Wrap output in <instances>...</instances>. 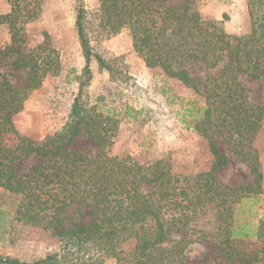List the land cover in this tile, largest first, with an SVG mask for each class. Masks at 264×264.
I'll return each mask as SVG.
<instances>
[{"label": "trees", "instance_id": "16d2710c", "mask_svg": "<svg viewBox=\"0 0 264 264\" xmlns=\"http://www.w3.org/2000/svg\"><path fill=\"white\" fill-rule=\"evenodd\" d=\"M5 1L10 11L0 15V26H7L10 43L0 48L7 60L0 66V242L20 224L56 237L61 248L35 261L0 256V264H190L185 251L196 235L232 264H264L263 177L253 146L264 107L248 100L239 81L245 76L264 86V0H247L244 35H228L222 22L202 19L201 3L226 0H98L93 12L78 6L84 66L77 94L65 125L40 142L20 136L13 120L45 78L59 72V55L47 35L26 47L25 27L39 16L42 0ZM88 30L97 37L126 30L147 68L190 93L180 98L165 82L158 87L178 122L207 140L208 170L176 175L166 159L144 166L129 155L108 154L118 114L103 108L104 97L90 98V64L118 86L127 88L132 79L118 58L108 61L94 50ZM14 72L24 76L19 85ZM82 136L95 154L75 147ZM219 140L246 165L250 186L218 182L230 163ZM175 230H185V239L167 245Z\"/></svg>", "mask_w": 264, "mask_h": 264}, {"label": "rangeland", "instance_id": "374dc122", "mask_svg": "<svg viewBox=\"0 0 264 264\" xmlns=\"http://www.w3.org/2000/svg\"><path fill=\"white\" fill-rule=\"evenodd\" d=\"M78 6L93 12L98 7V0H42L39 16L25 27L26 47H36L43 42L44 35H47L48 41L59 55L60 69L56 75L45 78L40 88L30 94L23 110L14 118V128L20 136L40 142L60 131L68 120L77 94L76 78L84 66L75 27ZM198 10L203 20L222 22L228 35H244L250 30L247 0L206 1L198 6ZM224 16L227 17L226 20ZM87 34L94 50L108 61L118 58L127 66L132 79L127 88L118 86L109 81L106 72L98 71L96 62L90 64L92 80L87 88L90 98L104 97L103 108L109 107L118 114V131L108 154L129 155L144 166L166 159L171 164L172 173L176 175L188 176L208 170L212 154L207 140L178 122L174 112L164 105L158 87L165 82L180 98H189L190 93L180 84L165 80L161 71L147 68L133 51L131 37L126 30L98 37L90 30ZM7 41L9 44L10 34L7 26L2 25L0 48ZM6 62L7 60L0 59V66ZM1 71L10 72L8 69ZM11 76L15 84L19 85L24 81L20 72H14ZM239 81L246 90L248 100L264 107V86L245 76H240ZM217 146L230 159L228 167L218 173V182L227 186H250L252 181L246 165L233 158L224 142L217 141ZM253 146L261 163V186L264 190V116ZM75 147L87 150L92 155L96 152L93 144L84 136L77 139ZM25 162L28 165L32 161ZM13 231L7 241L0 242L2 257L35 261L60 251L59 240L39 228L15 224ZM185 234V230L173 231L167 245L182 241ZM196 237L197 235L193 236V241L188 246L189 251H185L186 260L190 264H232L214 250L210 241H199ZM103 264L117 263L115 259H107Z\"/></svg>", "mask_w": 264, "mask_h": 264}, {"label": "crops", "instance_id": "0c3cea01", "mask_svg": "<svg viewBox=\"0 0 264 264\" xmlns=\"http://www.w3.org/2000/svg\"><path fill=\"white\" fill-rule=\"evenodd\" d=\"M9 11H10V7L7 4V2H5L4 0H0V15L8 14ZM6 45H8V41L5 42V44L3 45V47L6 46Z\"/></svg>", "mask_w": 264, "mask_h": 264}]
</instances>
